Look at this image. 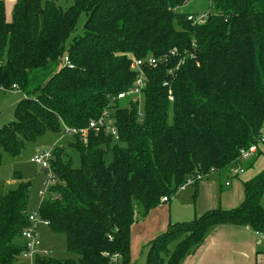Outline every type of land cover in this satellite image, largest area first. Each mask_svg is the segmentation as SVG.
I'll use <instances>...</instances> for the list:
<instances>
[{
	"label": "trees",
	"instance_id": "1",
	"mask_svg": "<svg viewBox=\"0 0 264 264\" xmlns=\"http://www.w3.org/2000/svg\"><path fill=\"white\" fill-rule=\"evenodd\" d=\"M191 1L73 0L63 9L55 0H16L8 20L0 0V90L23 93L15 119L0 128V164L1 149L17 156L26 142L63 124L85 127L106 109L118 133L91 132L86 144L74 138L78 168L54 151L55 182L38 214L80 259L38 256L34 264H130L135 222L189 177L242 166L241 151L258 144L264 0H208L202 23L179 10ZM83 14V32L73 36ZM147 57L157 64L144 66L140 118L138 102H113L136 81L133 59ZM242 182L239 206L170 224L149 243L145 264H182L218 224L264 233V167ZM30 188L20 181L0 198V264H25Z\"/></svg>",
	"mask_w": 264,
	"mask_h": 264
},
{
	"label": "crops",
	"instance_id": "2",
	"mask_svg": "<svg viewBox=\"0 0 264 264\" xmlns=\"http://www.w3.org/2000/svg\"><path fill=\"white\" fill-rule=\"evenodd\" d=\"M15 2L9 0L10 12ZM261 146L258 154L264 153ZM255 158L256 155L243 164L245 172L241 175L256 169L259 157L257 160ZM251 162L254 164L248 168ZM225 175L218 171L212 172L196 185L178 191L168 202L161 203L150 210L144 219L135 222L131 231L130 264H145L149 243L165 232L170 224L193 220L213 209L226 210L239 206L244 200L241 175L233 178ZM10 183L15 185L17 180L12 179ZM182 264H264V233L249 226L218 224L210 229L203 244L196 252L185 257Z\"/></svg>",
	"mask_w": 264,
	"mask_h": 264
},
{
	"label": "rangeland",
	"instance_id": "3",
	"mask_svg": "<svg viewBox=\"0 0 264 264\" xmlns=\"http://www.w3.org/2000/svg\"><path fill=\"white\" fill-rule=\"evenodd\" d=\"M3 1L5 3V9L8 19L11 20L13 11L10 12L9 10V0ZM55 1L63 9H68L73 3V0ZM210 5L211 4L208 0H192L186 6L180 8L179 10L182 9L187 12H192L193 14H195L194 17H199L212 13ZM85 19L86 15L83 14L78 21L77 29L73 33V36L79 35L83 32ZM22 97L23 93L18 90L0 92V112L3 111L2 121H0V128L15 119L14 107L22 99ZM140 105L144 106V95L141 96ZM73 141H75L74 138L63 134V132L49 131L40 136L36 141L26 142L24 149L17 156H13L6 150L1 149L2 162L0 164V198L8 190L13 189L20 181H30V198L27 208L29 214L37 212L41 201L44 197L47 196L46 192L48 189V183L49 186L52 184L51 177L53 174L50 171H45L41 167V165L32 162L31 158H33L37 154L43 153L46 150H62L65 157L68 159H72L73 166L78 168L81 164L80 154L74 147L70 146V143ZM261 147L264 150V144ZM258 155L259 158L257 156L255 158L256 160L258 158L256 169L248 170L247 174L245 175L240 174L242 180L250 179L257 173L256 171L261 170L264 167V153ZM111 157V154H108L107 160L109 161ZM225 176H228L230 178L234 177L232 171L226 173ZM12 179H16L17 184H11L10 182L12 181ZM42 191L45 192L43 196L41 195ZM162 203L165 202L162 201ZM36 234L41 240V249L48 252V255L46 256L59 259H74L77 263H79V254L67 250V240L64 234L54 233L51 227L45 225L42 222L36 225ZM177 241L169 245L170 250L174 248ZM164 245L166 246V244ZM161 255L163 254L161 253ZM19 259L25 264H34L35 261L24 258L22 256Z\"/></svg>",
	"mask_w": 264,
	"mask_h": 264
},
{
	"label": "built area",
	"instance_id": "4",
	"mask_svg": "<svg viewBox=\"0 0 264 264\" xmlns=\"http://www.w3.org/2000/svg\"><path fill=\"white\" fill-rule=\"evenodd\" d=\"M206 15L194 17L190 16L191 20H195L197 23H202L205 20ZM65 61L69 63L68 58H65ZM157 60L153 57H147L144 59H137L134 58L133 62L131 64V67L134 71L137 72V78L134 82L133 86L129 88L126 91L121 92L116 100L113 102V104H117V102H123V101H134L139 102V117H144V110L143 106L140 105L141 103V96L144 95V89L147 86L148 78L147 75L144 72V66H156ZM62 132L63 134H66L72 138H79L83 143L88 142V136L91 132L99 133L102 131H106L107 133H111L114 136H117V128L115 125V119L112 116L111 112L109 110H104L102 115L94 120H91L87 126L85 127H70L67 125L62 126ZM264 144V127L261 130V133L258 136V144L251 145L248 149H244L241 151L239 160L242 163V166L234 167L231 171L234 176L240 175L245 172V168L243 166L244 163L251 161L255 155H257L259 151V146ZM54 150V149H53ZM53 150H46L43 153L35 155L33 158H31V161L34 163H37L41 165V167L44 170L50 171L52 173L51 168V161L54 158V151ZM52 184L55 182L54 175L51 177ZM205 178L203 175H197V178L195 177H189L180 187L179 190L185 189L187 186L195 185L197 183V180H201ZM51 184V185H52ZM50 185V186H51ZM49 183H48V189H49ZM47 189V190H48ZM45 194L44 191L41 192V195L43 196ZM47 194V192H46ZM163 202H168V197H164L162 199ZM29 219L31 221V225L28 227H25L23 231L21 232V239L23 240V243L26 246L25 251L22 254V257L35 260L38 256H46L48 255V252L41 249V240L36 234V225L39 223H44L45 225L49 226L50 223L46 220H43L40 218L38 211L34 212L33 214H30Z\"/></svg>",
	"mask_w": 264,
	"mask_h": 264
},
{
	"label": "water",
	"instance_id": "5",
	"mask_svg": "<svg viewBox=\"0 0 264 264\" xmlns=\"http://www.w3.org/2000/svg\"><path fill=\"white\" fill-rule=\"evenodd\" d=\"M45 171H47V170H45Z\"/></svg>",
	"mask_w": 264,
	"mask_h": 264
}]
</instances>
